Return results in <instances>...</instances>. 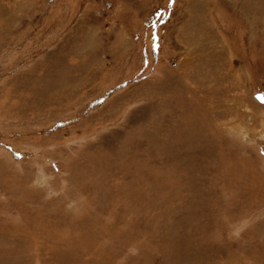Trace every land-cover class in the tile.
Returning a JSON list of instances; mask_svg holds the SVG:
<instances>
[{
	"label": "rangeland",
	"instance_id": "rangeland-1",
	"mask_svg": "<svg viewBox=\"0 0 264 264\" xmlns=\"http://www.w3.org/2000/svg\"><path fill=\"white\" fill-rule=\"evenodd\" d=\"M0 264H264V0H0Z\"/></svg>",
	"mask_w": 264,
	"mask_h": 264
}]
</instances>
